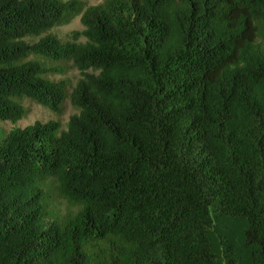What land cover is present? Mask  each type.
Segmentation results:
<instances>
[{"label":"trees","instance_id":"1","mask_svg":"<svg viewBox=\"0 0 264 264\" xmlns=\"http://www.w3.org/2000/svg\"><path fill=\"white\" fill-rule=\"evenodd\" d=\"M24 100L76 113L0 127V264H264V0H0Z\"/></svg>","mask_w":264,"mask_h":264},{"label":"rangeland","instance_id":"2","mask_svg":"<svg viewBox=\"0 0 264 264\" xmlns=\"http://www.w3.org/2000/svg\"><path fill=\"white\" fill-rule=\"evenodd\" d=\"M82 1L87 3V5L89 6L98 5L103 2V0H82ZM81 30H83V26L80 23V18H76L68 26L54 29L51 31V33L57 35L60 39L68 40L72 32L81 31ZM59 78L60 77H56V79ZM65 78H69L73 81V83H76L79 80V73L77 70H71ZM22 103L25 106V108L28 110V114L26 118L21 120L16 125H13L9 122H5V123L0 122V127H3L7 131H10L14 127L25 128L36 122L46 123L48 121L55 120L61 122V124L65 128L67 122L69 121L70 116L76 113V111L74 110V108L72 107L69 101L66 102L64 106V110L60 114L53 113L45 106L31 102L29 100H24ZM60 208L61 210L65 211L66 205H62L60 206Z\"/></svg>","mask_w":264,"mask_h":264}]
</instances>
